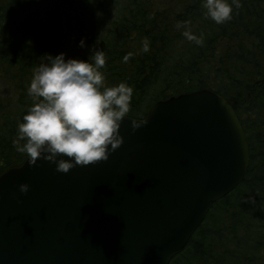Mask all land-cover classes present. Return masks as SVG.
<instances>
[{
    "label": "trees",
    "instance_id": "1",
    "mask_svg": "<svg viewBox=\"0 0 264 264\" xmlns=\"http://www.w3.org/2000/svg\"><path fill=\"white\" fill-rule=\"evenodd\" d=\"M240 3L216 24L202 0H0V173L27 158L13 139L43 55L87 60L101 49L105 83L133 89L129 117H145L171 95L209 88L229 101L248 141L244 178L211 205L169 264H264V0ZM185 21L203 46L176 28ZM145 37L148 53L141 50Z\"/></svg>",
    "mask_w": 264,
    "mask_h": 264
},
{
    "label": "water",
    "instance_id": "2",
    "mask_svg": "<svg viewBox=\"0 0 264 264\" xmlns=\"http://www.w3.org/2000/svg\"><path fill=\"white\" fill-rule=\"evenodd\" d=\"M119 131L107 160L62 173L26 158L0 173V264H169L249 166L235 110L209 88L158 100Z\"/></svg>",
    "mask_w": 264,
    "mask_h": 264
},
{
    "label": "clouds",
    "instance_id": "3",
    "mask_svg": "<svg viewBox=\"0 0 264 264\" xmlns=\"http://www.w3.org/2000/svg\"><path fill=\"white\" fill-rule=\"evenodd\" d=\"M204 15L216 24L232 18L240 0H202ZM190 21L178 22L177 29L190 42L203 46L188 26ZM142 52L150 51V40L145 37ZM85 47V40L79 41ZM133 56L128 52L123 62ZM43 62L33 70L27 87L32 104L22 121L17 124L13 139L16 151L27 156L30 166L38 158L55 164L56 171L67 173L77 165L94 164L107 160L109 154L123 143L120 126L128 116L133 89L126 83L108 86L101 71L106 57L101 49H92L87 60L67 57L64 52L46 53ZM146 121L132 120L133 131ZM110 146V147H109ZM66 157V158H65ZM30 185L21 183L19 190L27 193Z\"/></svg>",
    "mask_w": 264,
    "mask_h": 264
}]
</instances>
